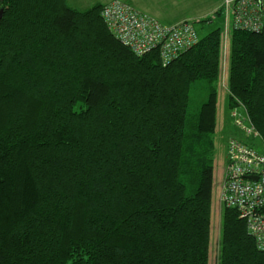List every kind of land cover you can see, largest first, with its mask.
<instances>
[{"label":"trees","instance_id":"obj_1","mask_svg":"<svg viewBox=\"0 0 264 264\" xmlns=\"http://www.w3.org/2000/svg\"><path fill=\"white\" fill-rule=\"evenodd\" d=\"M103 7L1 0L0 264H209L224 51L228 108L264 141V26L225 49L222 26L197 35L163 66ZM221 218L218 264H264L236 210Z\"/></svg>","mask_w":264,"mask_h":264},{"label":"built area","instance_id":"obj_2","mask_svg":"<svg viewBox=\"0 0 264 264\" xmlns=\"http://www.w3.org/2000/svg\"><path fill=\"white\" fill-rule=\"evenodd\" d=\"M221 8L225 17L224 49L229 20L231 28L246 32L258 33L264 26V0H223ZM101 16L108 30L122 45L138 56L158 52L163 66L192 48L199 39L192 23L187 20L165 25L120 0L104 5ZM224 58L222 84L225 78ZM231 117L243 136L258 139L262 148L257 150L236 139L228 141L219 204L236 210L257 249L264 250V141L251 124L243 105L235 108Z\"/></svg>","mask_w":264,"mask_h":264},{"label":"rangeland","instance_id":"obj_3","mask_svg":"<svg viewBox=\"0 0 264 264\" xmlns=\"http://www.w3.org/2000/svg\"><path fill=\"white\" fill-rule=\"evenodd\" d=\"M70 5L74 6L75 0H69ZM92 0H82V4L75 7L80 11H84L87 7H91ZM223 2V0H222ZM69 5V4H68ZM69 5V6H70ZM71 7V6H70ZM207 25L195 24L196 33L199 38L207 35L209 32L218 27H223L225 22L224 13L217 19ZM231 21L229 20L228 30H231ZM227 44V42H226ZM228 56L225 62V74L227 72ZM224 84L220 82L217 86V101H216V127L214 133V156H213V184H212V201H211V232H210V257L209 264H218V255L220 248V230L222 220L223 206L219 204V197L221 192L222 183L224 180L226 170V145L229 139H233L237 135L244 139L248 145L254 147L257 150H261L262 145L258 139L243 136L234 126L231 117V111L228 108V94H227V79L224 76Z\"/></svg>","mask_w":264,"mask_h":264},{"label":"crops","instance_id":"obj_4","mask_svg":"<svg viewBox=\"0 0 264 264\" xmlns=\"http://www.w3.org/2000/svg\"><path fill=\"white\" fill-rule=\"evenodd\" d=\"M114 0H92L94 4L106 5ZM129 4L142 14L157 19L165 25H172L182 21L196 22L214 16L220 11L222 0H120ZM70 5V1L67 0ZM82 4V0H75L72 8L76 9ZM78 8V7H77ZM88 9V7H87ZM79 10V9H77ZM217 19V18H215ZM235 139L244 143V139L238 135Z\"/></svg>","mask_w":264,"mask_h":264},{"label":"water","instance_id":"obj_5","mask_svg":"<svg viewBox=\"0 0 264 264\" xmlns=\"http://www.w3.org/2000/svg\"><path fill=\"white\" fill-rule=\"evenodd\" d=\"M3 14V10H0V18L2 17Z\"/></svg>","mask_w":264,"mask_h":264}]
</instances>
